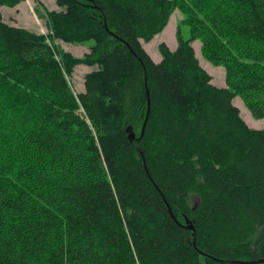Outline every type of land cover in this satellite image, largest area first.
<instances>
[{
  "label": "trees",
  "instance_id": "obj_1",
  "mask_svg": "<svg viewBox=\"0 0 264 264\" xmlns=\"http://www.w3.org/2000/svg\"><path fill=\"white\" fill-rule=\"evenodd\" d=\"M56 4L36 7L47 35L0 12V264L264 261V130L234 104L264 119V0ZM176 10L191 37L157 63L143 42ZM57 39L94 44L76 57ZM80 65L96 69L76 94Z\"/></svg>",
  "mask_w": 264,
  "mask_h": 264
},
{
  "label": "rangeland",
  "instance_id": "obj_2",
  "mask_svg": "<svg viewBox=\"0 0 264 264\" xmlns=\"http://www.w3.org/2000/svg\"><path fill=\"white\" fill-rule=\"evenodd\" d=\"M44 5L48 10H64L56 4V0H24L20 5L14 8L3 6L0 8V12L3 15V18L6 23L14 25L16 27L25 28L35 33L39 34H48L46 27V19L42 16L40 17L36 13V7L38 3ZM41 9V7L38 6ZM44 15V13H43ZM184 16L179 11L176 10L171 19L165 28V30L157 35L151 42H143V46L146 51L150 54L152 59L159 63L162 61L161 53L159 52V46L161 43L167 44L171 50H176L178 47L177 41V32L179 27L182 28L183 36L185 39H189L190 27L183 22ZM183 24V26H180ZM56 43L64 48L66 51L71 52L76 57H83L86 52L90 51V48L94 44V41H88L84 44L76 43H67L60 39L56 40ZM197 58L200 61L201 66L212 76V82L217 87L226 86V70L221 66L213 65L209 60H207L202 54V44L200 39H196L192 42ZM96 67H88L85 65L77 66L73 74L68 78L72 84V87L76 94H79L84 91V78L85 75L93 70ZM234 104L239 107L243 119L247 124L258 130H264V119L257 120L255 119L249 110L244 105L243 100L240 97H236Z\"/></svg>",
  "mask_w": 264,
  "mask_h": 264
},
{
  "label": "water",
  "instance_id": "obj_3",
  "mask_svg": "<svg viewBox=\"0 0 264 264\" xmlns=\"http://www.w3.org/2000/svg\"><path fill=\"white\" fill-rule=\"evenodd\" d=\"M149 111H150V104H149V109H148L147 119H148V116H149ZM147 119H146V121H145V123H144L143 129H142V132H141V135H140L139 138L136 137V134H135V132L133 131V128H132V127H129V128L127 129V132H128V134H129V138H130V140H131L132 142L140 141V140L142 139V137H143V135H144V132H145V127H146ZM139 152H140L142 158H143L144 161H145V157H144L143 152H142L140 149H139ZM169 212H170L171 216L176 220V218H175L174 214L172 213V211L170 210V208H169ZM189 228L195 231V229H194L193 227H189ZM194 236H195V240H196V234H194ZM262 262H264V261L243 262L242 264H255V263L258 264V263H262Z\"/></svg>",
  "mask_w": 264,
  "mask_h": 264
},
{
  "label": "crops",
  "instance_id": "obj_4",
  "mask_svg": "<svg viewBox=\"0 0 264 264\" xmlns=\"http://www.w3.org/2000/svg\"><path fill=\"white\" fill-rule=\"evenodd\" d=\"M11 25V24H10ZM12 26H14V25H12ZM87 53V52H86ZM84 88V90H85V87H83ZM84 92V91H83ZM83 92H81V93H83Z\"/></svg>",
  "mask_w": 264,
  "mask_h": 264
}]
</instances>
